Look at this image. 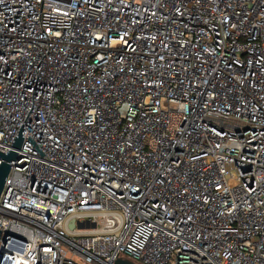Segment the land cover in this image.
I'll return each instance as SVG.
<instances>
[{"label": "built area", "instance_id": "obj_1", "mask_svg": "<svg viewBox=\"0 0 264 264\" xmlns=\"http://www.w3.org/2000/svg\"><path fill=\"white\" fill-rule=\"evenodd\" d=\"M10 150L0 264H264V0H0Z\"/></svg>", "mask_w": 264, "mask_h": 264}, {"label": "water", "instance_id": "obj_2", "mask_svg": "<svg viewBox=\"0 0 264 264\" xmlns=\"http://www.w3.org/2000/svg\"><path fill=\"white\" fill-rule=\"evenodd\" d=\"M22 141H23V138L21 136L17 138V140L14 143V147L20 148ZM18 158H19V155L16 150H10L8 153L0 152V159H2V162L0 164V197H1V194L4 188L6 177L8 176L11 170L10 161L18 159ZM79 225L83 227L84 222H80ZM74 226H75V222L72 221L70 224V227L73 228ZM115 264H138V263H135L128 258H119L116 260Z\"/></svg>", "mask_w": 264, "mask_h": 264}]
</instances>
